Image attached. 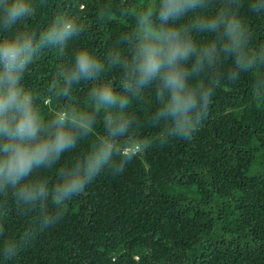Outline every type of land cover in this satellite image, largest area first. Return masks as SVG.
Returning a JSON list of instances; mask_svg holds the SVG:
<instances>
[{
    "label": "trees",
    "instance_id": "trees-1",
    "mask_svg": "<svg viewBox=\"0 0 264 264\" xmlns=\"http://www.w3.org/2000/svg\"><path fill=\"white\" fill-rule=\"evenodd\" d=\"M157 3L31 0L33 14L17 30L38 40L61 16L82 29L64 47L38 49L22 77L45 125L62 121L77 140L27 178L46 184L47 198L26 204L18 188L0 185V264H264V0H204L169 22L187 29L198 49L217 46L212 61L204 59L198 69L197 57L186 64L189 84L211 91L189 139L160 117L159 84L132 87L123 64L112 60L117 54L131 59L137 17ZM220 13L239 18L243 52L252 61L243 69L223 52L222 30L194 27ZM152 21L159 26L155 14ZM82 47L103 70L65 96L59 72ZM102 85L127 98L122 113L96 110L94 91ZM121 114L129 128L112 137L106 121ZM81 115L91 124L81 126ZM105 144L112 149L109 164L77 196L58 199L54 189L62 175Z\"/></svg>",
    "mask_w": 264,
    "mask_h": 264
},
{
    "label": "clouds",
    "instance_id": "clouds-1",
    "mask_svg": "<svg viewBox=\"0 0 264 264\" xmlns=\"http://www.w3.org/2000/svg\"><path fill=\"white\" fill-rule=\"evenodd\" d=\"M203 4L204 0H158L154 10L149 9L137 17L131 59L122 60L118 54L112 57L114 63L123 64L132 87L140 89L153 82L159 84L162 99L159 115L170 118L183 139H189L196 131L198 110L207 107L211 96L210 90L189 84L186 64L197 57L195 67L198 69L204 59L212 61L217 46L211 44L198 49L187 29L177 28L169 22ZM32 14L31 0H0V30L6 33L0 35V185L18 188L17 196L26 204L49 196L46 184L29 182L27 178L34 169L50 165L72 148L77 136L62 121L56 122L51 129L45 125L31 95L22 85V77L38 49L64 47L82 31L75 19L61 16L55 18L37 40L34 35L17 30ZM154 14L159 26L153 24ZM194 27L213 33L222 30V50L234 56L237 68L243 69L252 63L243 52L246 39L238 16L220 13L201 19ZM102 70L103 65L88 48L77 49L71 66L59 72L63 80L62 93L67 96L74 84L95 79ZM94 103L97 111L117 109L122 113L128 100L110 85H102L94 91ZM80 119L81 126L91 124L90 116L81 115ZM106 123L112 137L124 135L129 128V121L122 114L115 119L110 117ZM111 158L112 149L102 145L82 166L62 175L54 189L56 197L66 200L77 196Z\"/></svg>",
    "mask_w": 264,
    "mask_h": 264
}]
</instances>
